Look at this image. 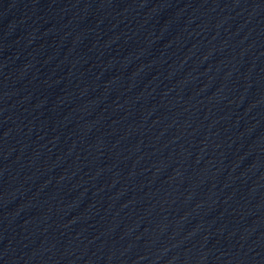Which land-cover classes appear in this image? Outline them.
Wrapping results in <instances>:
<instances>
[{"label": "water", "instance_id": "95a60500", "mask_svg": "<svg viewBox=\"0 0 264 264\" xmlns=\"http://www.w3.org/2000/svg\"><path fill=\"white\" fill-rule=\"evenodd\" d=\"M0 264H264V0H0Z\"/></svg>", "mask_w": 264, "mask_h": 264}]
</instances>
